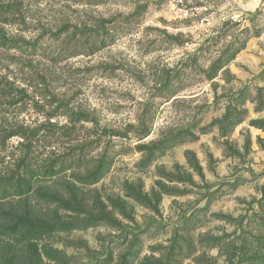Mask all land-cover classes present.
<instances>
[{
    "label": "rangeland",
    "instance_id": "obj_1",
    "mask_svg": "<svg viewBox=\"0 0 264 264\" xmlns=\"http://www.w3.org/2000/svg\"><path fill=\"white\" fill-rule=\"evenodd\" d=\"M0 5V264H264V0Z\"/></svg>",
    "mask_w": 264,
    "mask_h": 264
},
{
    "label": "trees",
    "instance_id": "obj_2",
    "mask_svg": "<svg viewBox=\"0 0 264 264\" xmlns=\"http://www.w3.org/2000/svg\"><path fill=\"white\" fill-rule=\"evenodd\" d=\"M5 12L4 6L0 5V14ZM0 40L2 43H7L8 40L5 38V36L0 35ZM43 174L42 175H54L55 169L51 165H46L43 167ZM33 171V172H32ZM32 173L30 174H19L16 175L15 173H11L8 176H4L0 179L1 183H6L8 186L5 190H3L2 195L9 194V190L17 191L19 195H24L28 192H30L36 183V178L40 177L41 170H31Z\"/></svg>",
    "mask_w": 264,
    "mask_h": 264
},
{
    "label": "water",
    "instance_id": "obj_3",
    "mask_svg": "<svg viewBox=\"0 0 264 264\" xmlns=\"http://www.w3.org/2000/svg\"><path fill=\"white\" fill-rule=\"evenodd\" d=\"M261 193H262V198H264V186H262V188H261Z\"/></svg>",
    "mask_w": 264,
    "mask_h": 264
}]
</instances>
